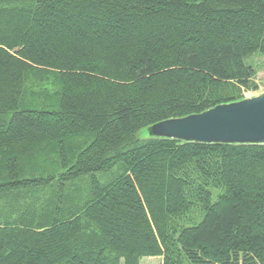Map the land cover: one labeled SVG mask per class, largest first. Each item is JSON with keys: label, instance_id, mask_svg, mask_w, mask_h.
<instances>
[{"label": "trees", "instance_id": "obj_1", "mask_svg": "<svg viewBox=\"0 0 264 264\" xmlns=\"http://www.w3.org/2000/svg\"><path fill=\"white\" fill-rule=\"evenodd\" d=\"M255 53L264 0H0V264H264V144L137 135L243 99Z\"/></svg>", "mask_w": 264, "mask_h": 264}, {"label": "water", "instance_id": "obj_2", "mask_svg": "<svg viewBox=\"0 0 264 264\" xmlns=\"http://www.w3.org/2000/svg\"><path fill=\"white\" fill-rule=\"evenodd\" d=\"M148 134L185 142L264 144V92L155 122Z\"/></svg>", "mask_w": 264, "mask_h": 264}, {"label": "rangeland", "instance_id": "obj_3", "mask_svg": "<svg viewBox=\"0 0 264 264\" xmlns=\"http://www.w3.org/2000/svg\"><path fill=\"white\" fill-rule=\"evenodd\" d=\"M246 62L251 64V66L254 69L255 75L253 79L257 87L256 89H253V90H250V89L246 90L244 88L239 89V91H237V95H239L241 98L256 96L264 92V53L252 54L246 59ZM47 74L49 73L37 72V71L29 73V76L27 78V85L30 88L28 89L29 90H31L32 88L35 89L32 86L36 82H38L37 88H36L37 90H39L40 88L41 90H44L45 88L44 85H46L47 88H49L50 90H53V87H51L52 78L50 75H47ZM148 127H144L138 131L137 135L139 138H146L149 136ZM48 146H50V144L42 145L41 150L38 147L34 148L33 146L24 147L25 151H27L28 153H26L21 158V160H19L18 163L15 165L16 169L18 170L20 169L19 171L20 173L19 172L18 173L21 175L30 176L31 174L38 175L40 173L57 172L59 168L57 166L58 162L56 161L54 149L53 151H50L48 150ZM4 152H6V150L3 148H0V160ZM5 156L2 159H5ZM1 170L2 169H0V175L3 172V170L2 171ZM138 264H162V257L161 256H142L139 258Z\"/></svg>", "mask_w": 264, "mask_h": 264}]
</instances>
